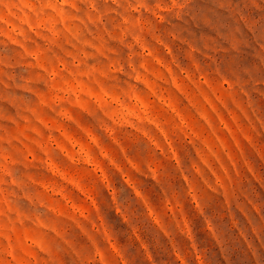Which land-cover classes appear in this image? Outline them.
I'll return each instance as SVG.
<instances>
[{
    "label": "clouds",
    "instance_id": "1",
    "mask_svg": "<svg viewBox=\"0 0 264 264\" xmlns=\"http://www.w3.org/2000/svg\"><path fill=\"white\" fill-rule=\"evenodd\" d=\"M187 3L0 0V264H70L73 257L81 264H113L111 245L122 241L111 220L128 224L129 192L160 226L159 209L133 181L143 169L141 178L159 187V169L134 159L135 146L122 139L125 131L174 165L209 232H215V221L202 205L201 190L211 193L215 186L231 210L235 184L228 167L233 174L240 169L223 134L232 140L229 124L239 123L228 109L234 86L226 72L217 83L187 74L162 32L173 17H182ZM253 38L264 51V35ZM238 95L242 101L232 107L246 123H261L247 92ZM178 138L196 153L199 164L190 166L196 182L182 162ZM161 194L196 258L192 221L177 207L184 202L165 189ZM64 224L90 242L86 256Z\"/></svg>",
    "mask_w": 264,
    "mask_h": 264
},
{
    "label": "rangeland",
    "instance_id": "2",
    "mask_svg": "<svg viewBox=\"0 0 264 264\" xmlns=\"http://www.w3.org/2000/svg\"><path fill=\"white\" fill-rule=\"evenodd\" d=\"M162 32L172 45L176 63L187 74L200 73L210 83H217L222 78L221 72L228 74L234 86V92L229 94L228 109L239 123L229 124L232 140H228L227 133L223 135L240 171L233 174L231 166L228 167L235 184L229 196L231 210L220 198L222 194L216 193L215 186L211 193L201 190L202 205L210 210V218L215 221V232L212 233L187 201L174 165L166 157H158L150 147H143L137 135L123 132L122 139L129 142L130 148L135 146L134 159L141 164L151 162L159 169V187L141 178L143 169L139 170V174H133V181L151 196V206L159 209L160 221L157 219L156 222L160 226L147 216L143 205L129 192L126 196L128 224H122L119 217L111 220L118 228L115 235L122 241L119 245H111V251L120 257V261H116L114 256L113 264H264V51L257 48L253 38V33L257 37L264 35V0H188L182 17H173ZM169 33H174L177 38L173 40ZM111 46L123 54L118 45ZM8 54H11L10 50ZM161 55H164L163 51ZM241 89L247 92L248 103L261 123H256L255 119L246 123L232 107L233 102L239 107L242 97L238 93ZM233 143L234 148L231 147ZM177 145L182 151L184 166L189 168L196 182L198 177L191 173L190 168L199 164L196 153L183 138H178ZM197 146H200L198 141ZM203 171L207 175L206 170ZM250 172L253 176L249 175ZM77 174L88 176L83 170H77ZM256 181H259V187ZM129 183L132 184V181ZM90 184L94 186L93 181ZM161 189L184 202L183 209L179 202L177 207L192 221L193 232L197 236V259L188 240L180 234L168 215ZM137 195L140 193L137 192ZM20 204L27 208L26 202L20 201ZM73 207L77 208L76 205ZM149 211H152L151 207ZM63 227L80 253L86 256L91 250L90 242L77 235L72 225L64 224ZM196 246L193 245V248ZM97 251L99 253L100 250ZM253 254L259 256V261L253 260ZM70 264L81 262L73 257Z\"/></svg>",
    "mask_w": 264,
    "mask_h": 264
}]
</instances>
